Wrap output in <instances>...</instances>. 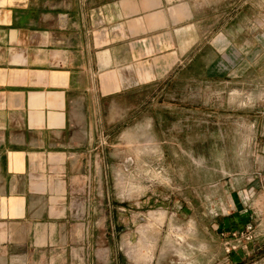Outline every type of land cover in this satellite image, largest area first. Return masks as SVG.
<instances>
[{"label":"crops","instance_id":"obj_1","mask_svg":"<svg viewBox=\"0 0 264 264\" xmlns=\"http://www.w3.org/2000/svg\"><path fill=\"white\" fill-rule=\"evenodd\" d=\"M199 13L194 0H0V264L67 263L106 135L200 137L199 85L227 83L243 49L202 34Z\"/></svg>","mask_w":264,"mask_h":264},{"label":"rangeland","instance_id":"obj_2","mask_svg":"<svg viewBox=\"0 0 264 264\" xmlns=\"http://www.w3.org/2000/svg\"><path fill=\"white\" fill-rule=\"evenodd\" d=\"M194 1L202 34L243 62L233 53L227 83L199 85L200 137L186 146L159 145L144 124L105 136L104 178L72 212L66 264H264V0Z\"/></svg>","mask_w":264,"mask_h":264},{"label":"bare ground","instance_id":"obj_3","mask_svg":"<svg viewBox=\"0 0 264 264\" xmlns=\"http://www.w3.org/2000/svg\"><path fill=\"white\" fill-rule=\"evenodd\" d=\"M119 183V182H118ZM163 220V219H162ZM159 221V220H158ZM133 254V253H132Z\"/></svg>","mask_w":264,"mask_h":264}]
</instances>
